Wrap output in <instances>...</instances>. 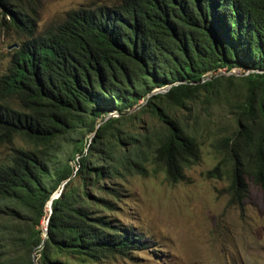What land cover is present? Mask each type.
Wrapping results in <instances>:
<instances>
[{"label":"trees","instance_id":"trees-1","mask_svg":"<svg viewBox=\"0 0 264 264\" xmlns=\"http://www.w3.org/2000/svg\"><path fill=\"white\" fill-rule=\"evenodd\" d=\"M37 7L0 0V29L15 34L0 70V142H25L0 159V264L97 263L143 247L133 227L85 202L84 185L145 174V162L170 183L182 180L198 143L169 107L200 90L206 99L216 94L221 78L234 76L215 74L220 68L238 67L243 91L231 103L235 125L215 137L222 157L206 174L230 163L228 203L241 202L247 178L264 189V0H118L69 8L40 28ZM159 86L166 88L150 93ZM138 111L154 114L159 127L123 128ZM73 176L79 191L65 188ZM93 201L114 207L102 196Z\"/></svg>","mask_w":264,"mask_h":264},{"label":"rangeland","instance_id":"rangeland-1","mask_svg":"<svg viewBox=\"0 0 264 264\" xmlns=\"http://www.w3.org/2000/svg\"><path fill=\"white\" fill-rule=\"evenodd\" d=\"M118 0H38L36 23L38 28L60 20L65 11L79 5H110ZM15 41L14 31L0 29V70L4 67L9 44ZM223 77L217 85L216 94L203 96L204 91L185 106H170L171 112L182 124L193 128L198 143V158L184 166V178L170 183L164 172L154 170L145 162L147 172L127 173L121 177L105 176L97 183L84 185L89 196L85 202L98 212L133 227L142 240L140 248L132 249L127 255H107L99 262L88 264H264V189L247 178V191L240 203H228L225 186L228 183L230 163H220L219 174H206L222 157L223 149L215 137L222 128L233 126V105L243 91L240 70L220 68L215 74ZM246 71H243V74ZM166 87H154L150 93L163 91ZM139 102H144L140 99ZM138 105L124 108L132 113ZM113 110L109 111L112 112ZM108 112V115H110ZM123 128L141 132L146 126L159 127L158 118L148 111H138L128 116ZM93 135H83L87 142ZM15 135L11 143L0 142V159L9 151L10 145L24 144ZM63 155L62 157H64ZM76 155L71 164L77 162ZM116 187L120 195L111 196L100 184ZM79 178L73 176L65 186L73 191L82 187ZM61 185L51 194L56 196ZM94 196H102L114 202L113 208L92 202ZM49 202L45 209L48 211ZM45 216L40 219L41 232Z\"/></svg>","mask_w":264,"mask_h":264},{"label":"built area","instance_id":"built-area-1","mask_svg":"<svg viewBox=\"0 0 264 264\" xmlns=\"http://www.w3.org/2000/svg\"><path fill=\"white\" fill-rule=\"evenodd\" d=\"M110 115H117V111L116 110H113L112 112H109ZM49 207H48V211H49ZM45 225H46V218H45V221H44V226H43V230H45Z\"/></svg>","mask_w":264,"mask_h":264},{"label":"water","instance_id":"water-1","mask_svg":"<svg viewBox=\"0 0 264 264\" xmlns=\"http://www.w3.org/2000/svg\"><path fill=\"white\" fill-rule=\"evenodd\" d=\"M11 45L9 44V47H10ZM51 197H53V196H51ZM51 197H50V199H51ZM50 199L48 200V202H49V208H50ZM46 219H47V217H46Z\"/></svg>","mask_w":264,"mask_h":264},{"label":"clouds","instance_id":"clouds-1","mask_svg":"<svg viewBox=\"0 0 264 264\" xmlns=\"http://www.w3.org/2000/svg\"><path fill=\"white\" fill-rule=\"evenodd\" d=\"M10 45H14V44H10ZM50 209V208H49Z\"/></svg>","mask_w":264,"mask_h":264}]
</instances>
